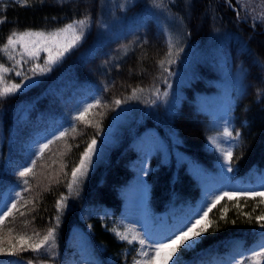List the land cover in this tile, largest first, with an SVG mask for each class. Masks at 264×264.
Returning <instances> with one entry per match:
<instances>
[{
    "label": "trees",
    "instance_id": "1",
    "mask_svg": "<svg viewBox=\"0 0 264 264\" xmlns=\"http://www.w3.org/2000/svg\"><path fill=\"white\" fill-rule=\"evenodd\" d=\"M85 16L92 23L84 38L50 71H31L44 66L48 53L41 50L5 74L6 84L30 79L0 98V200L9 189L21 193L0 225V245L27 248L56 226V247L54 256L0 254V264L143 262L139 239L129 244L116 235L134 236L126 213L136 188L155 226L194 221L197 209L223 192H264V0H0V47L13 31L53 32ZM183 51L191 63L181 60ZM20 52L0 51V63L13 68ZM133 89L138 98L126 99ZM116 99L125 102L117 106ZM80 100L95 106L82 119L70 117ZM51 127L65 135L40 154L31 151L35 135ZM225 128L240 137L230 140ZM210 137L232 149L233 172L222 169ZM93 138L92 163L70 194L72 169ZM61 196L67 201L58 210ZM261 213L264 197H223L209 214V231L179 253L180 264H255L248 258L260 249L248 247L262 238ZM235 246L240 256L231 262L226 254ZM255 260L264 264V257Z\"/></svg>",
    "mask_w": 264,
    "mask_h": 264
},
{
    "label": "snow or ice",
    "instance_id": "2",
    "mask_svg": "<svg viewBox=\"0 0 264 264\" xmlns=\"http://www.w3.org/2000/svg\"><path fill=\"white\" fill-rule=\"evenodd\" d=\"M239 15V14H237ZM264 19V17H262ZM3 22V21H0ZM90 24V18L85 16L83 19L72 20L70 23L64 25L62 28H58L53 32H43V31H31L26 30L22 32L13 31L11 34L7 36L6 43L0 47V51L5 53H14L17 49V46L21 49L20 56L21 59L17 60L13 65V68H7L4 64L0 63V98H4L10 96L13 93L19 91L22 87L26 86L25 81H29V77L25 76L20 83H12L6 84L4 77L5 74L13 71L16 65L25 62L23 60L24 56L27 55L31 58H35L39 55L40 51H46L48 53L47 59L44 62V66L35 65L31 71L33 74H43L51 70L52 65L57 63L67 52H69L72 48H74L78 42H80L85 35V30ZM53 49L55 51L53 52ZM167 55L171 56V45H169V52ZM9 59L15 60L14 55H9ZM172 61L169 60V63ZM161 67H163L164 62L159 61ZM16 76L19 77L22 75L20 71H16ZM137 89H133V94L131 97L126 99H137L136 92ZM139 91H143L140 89ZM166 95V93H165ZM124 100L116 99L114 104L119 106L124 103ZM99 103V101H97ZM95 105H88L87 108H92ZM87 108L85 111H87ZM78 118H83V114ZM65 133L61 132L60 136H64ZM224 135L230 138V140L235 141L240 137L241 133L239 131L233 132L229 131L225 128ZM53 139H57V137H53ZM211 143L215 144L217 149L221 152L224 163L221 165L222 169L226 168L228 173L234 171L232 167L233 161V153L231 148H221L219 144H217L214 138H209ZM52 141H48L47 144H41L37 154L42 153ZM96 139L93 138L92 141L88 144L87 148L84 149V152L81 154V158L77 167L72 169V181H70L67 185L69 189V193L75 189V187L79 183V178L86 175L88 171L89 165L92 163L93 154L96 152ZM35 165V160L32 161V165L29 167H24L21 171L18 172V176L20 178L26 177L31 171L32 166ZM23 183L25 185L28 184V180L24 179ZM27 190V189H25ZM233 195H243L247 196H259L264 197V192H250L245 191L241 193H229L223 192L221 195L214 197L210 202L207 203L206 207H201V209L194 214L198 218L193 221L192 218H189L187 222L183 223L181 226L171 231L166 238L160 239L155 243L147 244V247L151 249V252L144 251V246L146 245V241L143 238L138 240V243L141 245L139 249V255L144 258L143 262L137 260L134 264H180L179 261V253L187 248L192 247L197 238L202 237L206 232L209 231V227L214 221L209 220V214L213 211L216 205L220 202V200L228 196L231 198ZM21 196L20 192L15 193V198L9 207L7 204L4 207L8 208V211L3 212V215H0V225H3L5 217H8L13 209L16 208V200ZM67 197L61 196L59 200L56 202V207L58 210H62L66 205ZM222 215L221 219L225 218L226 210H221ZM23 215V213H21ZM57 225L59 224L60 217L57 215L56 217ZM256 221L262 230L261 235L264 237V213L256 217ZM203 222V223H202ZM235 223V221H233ZM37 235H39L37 233ZM117 237L122 241H127L129 244H133L137 241V236H133L131 240L128 238L127 232L120 233L116 232ZM56 247V226H53L47 230V233L36 242H30L27 245V248L24 246L23 242H21L19 248L15 244H10L5 248L0 245V254H8V255H18L21 252L27 251L31 249L32 252L39 253L41 250L45 252H52V255H55L53 251ZM256 257H264V239L261 240L260 250L253 251L252 256L249 257V260H254L255 264H261V261L255 260ZM27 264H32V260H28ZM236 264H242L241 261H237Z\"/></svg>",
    "mask_w": 264,
    "mask_h": 264
},
{
    "label": "rangeland",
    "instance_id": "3",
    "mask_svg": "<svg viewBox=\"0 0 264 264\" xmlns=\"http://www.w3.org/2000/svg\"><path fill=\"white\" fill-rule=\"evenodd\" d=\"M128 0H117V3L119 5L123 6V3ZM91 23L89 26L86 28V31L90 28ZM81 42V41H80ZM78 42L77 45L80 43ZM55 49H53V52ZM182 56L180 57L182 61L189 62L191 63L193 57H187L186 52H181ZM66 55V54H65ZM65 55L57 62H61ZM55 63L54 65H56ZM52 65V66H54ZM223 98H220L219 100V105L216 110V114H218L219 110L222 108L224 102ZM90 101L87 100H80L78 101L76 107L73 108L71 112L70 117H75L77 115H80L85 112V109L87 108L88 105H90ZM117 127V122L114 123L112 126V130H114ZM63 127H51L47 130L44 131H39L33 141L30 144V149L34 153H38L39 147L41 144H47L48 141H50L53 137H56L60 135L61 132H63ZM109 140H111L110 135H109ZM16 191L14 189H9L3 193V196L0 200V215H3V212L7 211L8 208L4 207L5 204H7L9 207L12 204L13 198L15 197ZM140 199H141V191L140 189H135L129 193V204L127 207V213H126V223L129 226L131 232L133 235L137 236L138 239L143 238L145 239L147 244H152L157 242L160 239L166 238V236L169 233L170 226L176 223L175 225L178 224L179 219H175L173 223H166V222H161L159 223L158 226L155 227V225L152 224V221L149 218H146L144 215V212L142 208L140 207ZM80 236L78 235V238ZM80 245H83L82 241H78ZM149 251L151 250L150 248L148 249ZM237 251L238 249H232L229 252H227V255H230V257H235L237 256ZM1 264H23V263H1ZM214 264H218V261L215 262Z\"/></svg>",
    "mask_w": 264,
    "mask_h": 264
}]
</instances>
